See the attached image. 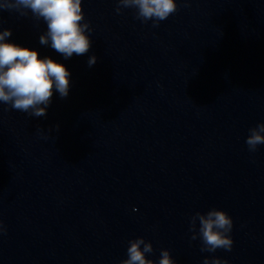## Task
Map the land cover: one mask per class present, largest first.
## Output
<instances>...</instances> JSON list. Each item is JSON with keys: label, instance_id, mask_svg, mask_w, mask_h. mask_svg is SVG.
<instances>
[{"label": "clouds", "instance_id": "clouds-1", "mask_svg": "<svg viewBox=\"0 0 264 264\" xmlns=\"http://www.w3.org/2000/svg\"><path fill=\"white\" fill-rule=\"evenodd\" d=\"M123 8L135 9L137 19L142 22L151 20L152 26L158 27L161 21L178 11V4L177 0H117L116 13L120 14ZM5 10L17 11L21 15L30 11L37 20L45 21L47 31L40 36V44L50 43L51 48L65 59L73 54L85 55L91 47L88 34L91 28L85 20L82 0H0V12ZM11 35L10 29L0 31V103L32 116H45L54 89L61 98L68 96L70 72L49 57L41 59L36 50L6 42ZM96 59L94 55L89 58L90 67ZM245 143L252 153L259 145H264V123L249 129ZM232 229V217L217 208L206 214L196 212L190 220L191 239L199 237L202 252L231 251ZM4 232L6 229L0 221V234ZM128 245L127 258L119 264H177L168 249L161 250L158 261L147 258L146 254L154 249L152 243L143 237L129 240ZM203 264H228V261L213 256L205 257Z\"/></svg>", "mask_w": 264, "mask_h": 264}]
</instances>
